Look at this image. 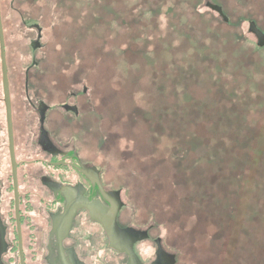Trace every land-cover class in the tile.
<instances>
[{"label": "rangeland", "instance_id": "374dc122", "mask_svg": "<svg viewBox=\"0 0 264 264\" xmlns=\"http://www.w3.org/2000/svg\"><path fill=\"white\" fill-rule=\"evenodd\" d=\"M1 9L20 61L31 56L20 21L41 25L42 84L56 95L87 87L72 138L122 190L125 215L153 224L180 264H264V47L250 31L254 20L264 32V0H1ZM52 216L63 228L66 215ZM135 250L155 257L153 240Z\"/></svg>", "mask_w": 264, "mask_h": 264}, {"label": "flooded vegetation", "instance_id": "af4514ba", "mask_svg": "<svg viewBox=\"0 0 264 264\" xmlns=\"http://www.w3.org/2000/svg\"><path fill=\"white\" fill-rule=\"evenodd\" d=\"M20 22L30 37L31 56L25 61L18 59L19 52H9L2 13L8 93L0 44V264H11L20 244L11 146L26 264L27 259L35 264H180L154 235L153 224L138 226L124 214L123 192L104 180L101 166L84 161L79 138L72 137L82 126L88 89L56 95L54 85L42 84V27ZM52 215H66L63 228L56 227ZM152 240L155 257L146 262L135 247Z\"/></svg>", "mask_w": 264, "mask_h": 264}, {"label": "water", "instance_id": "95a60500", "mask_svg": "<svg viewBox=\"0 0 264 264\" xmlns=\"http://www.w3.org/2000/svg\"><path fill=\"white\" fill-rule=\"evenodd\" d=\"M208 6H210L212 9L219 12L221 15L225 17V20L228 21V17L224 15L223 8L219 5L208 3ZM250 31L253 32L258 41V45L264 47V32L258 27L257 23L254 20L250 21ZM0 44H1V51H2V58H3V69H4V76H5V87L8 93V78H7V65L5 60V37H4V31H3V24H2V13H1V1H0ZM10 127H11V120H10ZM12 149V159H13V178H14V186H15V203H16V220H17V228H18V234H19V253H20V262L21 264H26L25 261V254L23 250V241H22V231H21V215H20V204H19V191H18V177H17V167L15 162V157L13 153V146H11ZM84 172L90 174L88 171L83 170ZM100 186L102 187L101 183L99 182ZM105 195H107L106 192H104ZM118 211V210H117ZM173 260L174 257L170 256Z\"/></svg>", "mask_w": 264, "mask_h": 264}, {"label": "trees", "instance_id": "16d2710c", "mask_svg": "<svg viewBox=\"0 0 264 264\" xmlns=\"http://www.w3.org/2000/svg\"><path fill=\"white\" fill-rule=\"evenodd\" d=\"M221 23L223 24V25H231L232 24V19H230V21L228 22V23H225V22H223L222 20H221Z\"/></svg>", "mask_w": 264, "mask_h": 264}]
</instances>
